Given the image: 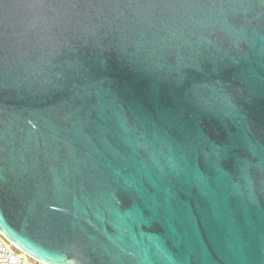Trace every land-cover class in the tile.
<instances>
[{"label":"water","instance_id":"water-1","mask_svg":"<svg viewBox=\"0 0 264 264\" xmlns=\"http://www.w3.org/2000/svg\"><path fill=\"white\" fill-rule=\"evenodd\" d=\"M0 233L49 264H264V0H0Z\"/></svg>","mask_w":264,"mask_h":264},{"label":"built area","instance_id":"built-area-1","mask_svg":"<svg viewBox=\"0 0 264 264\" xmlns=\"http://www.w3.org/2000/svg\"><path fill=\"white\" fill-rule=\"evenodd\" d=\"M0 264H49L32 259L17 251L0 233Z\"/></svg>","mask_w":264,"mask_h":264}]
</instances>
